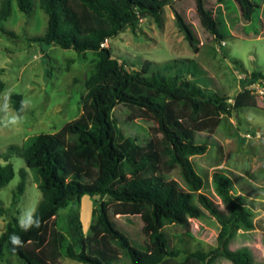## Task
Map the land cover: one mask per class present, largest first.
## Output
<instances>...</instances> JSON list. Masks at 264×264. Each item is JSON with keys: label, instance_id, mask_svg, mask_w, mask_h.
I'll return each instance as SVG.
<instances>
[{"label": "trees", "instance_id": "obj_1", "mask_svg": "<svg viewBox=\"0 0 264 264\" xmlns=\"http://www.w3.org/2000/svg\"><path fill=\"white\" fill-rule=\"evenodd\" d=\"M175 1L79 0L91 13L107 20L106 26L90 29L72 11L71 0H38L39 7L48 16V23L45 33L31 41L41 46L43 57H48L44 47L52 45L81 55L90 52L95 56L94 69L85 81L87 92L79 117L55 133L32 136L21 149L11 146V151L2 156L5 163L0 164V189L15 176L10 161L13 153L38 177L41 200L37 216L41 226L24 232L18 226V217L7 216L6 210L0 207V215L6 216L5 229L0 234V260L9 254L22 264H59L65 253L68 258L85 264H118L122 251L131 264H215L220 258L233 264H253L247 248H230L238 230L252 228L251 214L233 195L231 179L219 170L212 176L225 212L199 192L204 181L190 159L207 150L206 144L197 141L198 134L215 130L222 115L235 108L236 103L231 104L228 96L209 89L207 73L194 58L175 59L171 65L173 73L169 76L164 75L161 68L148 75L150 61L143 69L128 70L113 57L110 48L101 46L125 29L135 27L141 18L151 17L160 25L165 8L170 7L180 30L196 49L197 38L175 9ZM235 1L243 21H250L255 3ZM13 2L26 16L35 7V0H2L0 23L10 16ZM195 2L201 24L221 43L223 36L218 20L206 8L204 0ZM0 31L14 36L4 28ZM244 82H264V71H252ZM5 90L6 84L0 79V93ZM21 100V95L11 94L9 102L20 110ZM120 104L130 109L132 118L152 121L157 139L142 145L131 137L121 138L113 118V111ZM176 168L188 190L168 177ZM20 177L11 204L13 208L18 206L26 188L25 169L20 170ZM196 192H199L197 200L201 207L194 203ZM84 195L101 198L93 211L90 235H84L76 210ZM69 205L72 209L68 216V240L57 228L55 219L58 212ZM202 208L220 225L216 247L209 251H192L185 260L179 261L184 252L170 246L164 227L167 223L188 226L190 218L203 215ZM110 211L115 215L141 217L145 236L143 249L135 246L120 230L111 219ZM12 233L24 242L23 247L15 251L9 242Z\"/></svg>", "mask_w": 264, "mask_h": 264}, {"label": "rangeland", "instance_id": "obj_2", "mask_svg": "<svg viewBox=\"0 0 264 264\" xmlns=\"http://www.w3.org/2000/svg\"><path fill=\"white\" fill-rule=\"evenodd\" d=\"M252 1L256 5L255 11L250 21L244 22L235 0H204L206 8L219 22V32L223 36L221 43L201 24L195 0H176L175 9L197 38L196 49L180 30L170 7L165 8L160 25L151 17L141 18L135 27L127 28L117 37L107 40L106 47L128 70L143 69L145 63L150 61L148 75L161 68L163 74L169 76L173 73L171 65L175 59L194 58L207 73L209 89L228 96L234 105L236 103L235 108L222 115L221 123L215 130L198 134L197 141L206 144L207 150L190 159L204 181L199 192L225 212L227 210L215 192L212 176L219 170L231 179L232 193L249 210L252 228L238 230L230 248H247L253 264H264V82H244L252 71H264V0ZM70 7L87 28L107 25L106 19L98 18L79 0H71ZM47 23L48 16L39 7L38 0H35V7L29 16L20 12L16 2H13L10 16L0 23V30L4 28L14 33L10 37L0 31V79L11 94H19L22 100L29 101L28 109L16 110L13 103L5 99L4 92L0 93V119H5L8 114L4 111L6 105L24 116L18 127L4 128L0 124V164L5 163L2 156L11 151V146L21 149L32 136L55 133L82 113V99L87 92L85 81L94 69L95 56L90 52L81 55L72 49L52 45L44 47L48 57H43L41 46L31 39L43 35ZM186 76L191 77V74ZM113 118L121 138L131 137L142 145L157 139L152 130L154 123L132 118L125 104L114 109ZM10 161L14 165L15 176L0 189V207L6 210L7 216L14 214L18 217L29 203L40 202L41 191L38 177L20 156L13 153ZM21 169L27 171L26 188L18 206L13 208L11 204L20 182ZM168 177L177 180L182 188L188 190L178 168L173 169ZM199 192L195 193L194 198L198 206ZM100 201V197L84 195L76 206L84 226V235L91 234L93 211ZM16 209L19 213H16ZM71 209L72 205L61 209L55 219L57 228L66 234L68 240ZM202 210L203 215L190 218L188 226L167 223L164 227L170 246L184 252L179 261L185 260L192 251H209L216 247L220 225L209 212ZM110 216L132 243L143 249L145 236L141 217L115 215L112 211ZM5 225L6 216L0 215V234ZM0 264L22 263L6 254ZM59 264L85 263L72 260L63 253ZM118 264H131L122 251ZM215 264L233 263L220 258Z\"/></svg>", "mask_w": 264, "mask_h": 264}, {"label": "clouds", "instance_id": "obj_3", "mask_svg": "<svg viewBox=\"0 0 264 264\" xmlns=\"http://www.w3.org/2000/svg\"><path fill=\"white\" fill-rule=\"evenodd\" d=\"M3 95L6 100H10L11 92L9 90H5ZM20 105V111H25L29 107V101L21 100ZM4 111L8 113L5 119H0V124H2L4 128H15L23 122L24 116L19 115L16 110L10 109L9 105L5 106ZM38 206V203H29L28 206L20 212L17 218V223L22 231L27 232L32 228H39L41 226V220L37 216ZM9 242L13 246V251L23 247L24 243L21 237L16 233H12L9 236Z\"/></svg>", "mask_w": 264, "mask_h": 264}, {"label": "built area", "instance_id": "obj_4", "mask_svg": "<svg viewBox=\"0 0 264 264\" xmlns=\"http://www.w3.org/2000/svg\"><path fill=\"white\" fill-rule=\"evenodd\" d=\"M102 47H106L107 46V40L101 44ZM231 104H233V101H229Z\"/></svg>", "mask_w": 264, "mask_h": 264}, {"label": "crops", "instance_id": "obj_5", "mask_svg": "<svg viewBox=\"0 0 264 264\" xmlns=\"http://www.w3.org/2000/svg\"><path fill=\"white\" fill-rule=\"evenodd\" d=\"M83 228H84V226H83Z\"/></svg>", "mask_w": 264, "mask_h": 264}]
</instances>
